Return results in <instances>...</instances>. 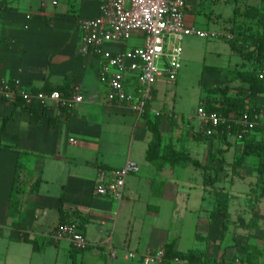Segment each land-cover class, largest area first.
Returning a JSON list of instances; mask_svg holds the SVG:
<instances>
[{
  "label": "crops",
  "instance_id": "obj_1",
  "mask_svg": "<svg viewBox=\"0 0 264 264\" xmlns=\"http://www.w3.org/2000/svg\"><path fill=\"white\" fill-rule=\"evenodd\" d=\"M101 1L0 0V82L20 79L26 89L67 90L66 95L78 89L84 98L72 110L47 107L34 113L21 100L10 102L0 97V264H145L143 255L165 248L172 240L178 252L203 251L205 263L231 264L236 257H246L249 248L257 264H264V196L256 210L250 208L252 196H230V218L212 219L216 196H171L172 173L182 166L158 169L147 160L152 135L146 118L138 119L130 107L111 99L109 82L99 75V57L81 52V23L98 16ZM192 1L204 4L208 0H188L186 21L196 26L198 13L193 12ZM218 1L234 3V13L225 20L213 18L215 23L222 22V28L230 31L241 27L249 41L264 34V0ZM132 38L143 45L142 36ZM130 40L107 49H133L128 48ZM229 46L231 58L242 60L241 71L251 70L254 62ZM217 48L212 47V55H220ZM206 69L218 72L224 68ZM165 81L160 79L155 85L150 107L156 111L171 110L156 106L158 83ZM242 87L249 94V106L264 100V94L253 95L246 85ZM231 92L235 94L232 87ZM166 124L162 119L165 142ZM125 126L139 146L112 152L107 137L121 136ZM231 144L227 158H237L241 151ZM209 145L210 157L219 146L214 139ZM128 161L136 163L140 171L126 179L124 198L118 202L98 196L95 190L101 172L122 168ZM257 163V158L250 157L234 172L240 178L250 173L258 181ZM198 175L204 185V176ZM142 189L146 196L140 193ZM234 199L242 204L241 227L235 231L237 236L232 235L234 244L221 248L219 230L234 222ZM63 220L80 225L90 243L86 250L75 251L68 241L51 238ZM109 245L117 251L114 257L108 253ZM129 253L137 256L129 258Z\"/></svg>",
  "mask_w": 264,
  "mask_h": 264
},
{
  "label": "built area",
  "instance_id": "obj_2",
  "mask_svg": "<svg viewBox=\"0 0 264 264\" xmlns=\"http://www.w3.org/2000/svg\"><path fill=\"white\" fill-rule=\"evenodd\" d=\"M188 0H102L99 14L81 23L82 47L84 55L93 54L100 59V78L108 81L111 99L118 104L130 107L138 117L144 119L149 109L151 114L159 112L149 107L154 100L155 85L160 79L175 82L182 69L183 41L190 36L204 39H235L231 32L208 31L189 25L185 10ZM30 18V16H28ZM135 34L143 37V45L129 50L113 51L107 49L111 44L130 40ZM264 80V70L259 72ZM0 97L10 102L21 100L25 105L54 107L58 110L75 109L84 98L75 90L70 95L61 91H32L26 89L20 79L13 82H0ZM189 119L209 128L212 135L221 125L231 120L223 114L210 112L205 107L197 109ZM252 125L250 121L243 123ZM71 142H74L71 139ZM140 171V167L128 161L124 167L102 171L96 194L110 196L116 201L124 198L126 179ZM2 227L0 226V232ZM55 242L68 241L75 251H84L89 246L82 228L77 223L59 225L51 234ZM111 257L117 254L112 245L107 247ZM129 253V258H135ZM145 264H205L191 263L181 258L166 259L165 250L148 252L142 256ZM231 264H244L236 257Z\"/></svg>",
  "mask_w": 264,
  "mask_h": 264
},
{
  "label": "rangeland",
  "instance_id": "obj_3",
  "mask_svg": "<svg viewBox=\"0 0 264 264\" xmlns=\"http://www.w3.org/2000/svg\"><path fill=\"white\" fill-rule=\"evenodd\" d=\"M191 5L194 6L193 12L198 13V21L196 24L198 29L231 32L230 29L222 28V22L215 23L214 19L216 17L222 16L223 20H225L233 16L234 3L208 0V2L204 4H202L201 1H197L195 3L192 1ZM211 40L212 39H202L197 36H192L187 37L183 41V65L178 79L175 82L165 81L158 83L160 91L156 106L161 108L166 107L171 110H159V113L154 116L162 117V119L166 120L167 122L164 129L167 144H171L180 150L188 152L191 156L193 155L195 157H199L202 161L206 160L208 162H210L209 154L211 152L209 139L197 140L194 138V134L200 132L208 135L207 132L209 128L203 125L200 127V125L195 120L189 119V117L194 115L198 108L202 106L206 107L207 102H219L220 95L216 91L217 87L231 84L235 94L245 90L242 87V81L238 79L234 80V78L237 76V73L243 70L241 65L242 60L240 61L237 59V62V60H234V57L231 58L230 54L228 53L230 46L227 40ZM128 44V48L141 45L139 43L138 45L134 38H132ZM215 46H219L217 49L220 52V55L211 54L212 47ZM243 46L246 48V50H250L253 48V43L252 41H249ZM206 66H214L219 68L222 67L224 69L218 72H212L208 69L205 70ZM250 68L253 70L255 68V64L251 65ZM250 104V106L247 104V109L251 111L250 118L248 119H250L249 121L252 123V125L245 126L243 121L234 120V124L237 125L238 130L230 137L233 145H237L240 151L242 150L243 144L247 137L264 141V100L262 99L261 102L253 101ZM122 129L123 133L121 136L107 137V146L112 152L113 150L125 152L128 149L130 150L133 145L135 148H138L139 146L136 139L132 137V134L128 136L129 128L125 126ZM116 141L119 143L117 144ZM206 144L209 146L205 147ZM197 151L199 154H197ZM220 158L225 159V164H219L217 168V170L221 172L222 178L220 182H218L213 188L205 187L203 182L201 183V179L198 174L201 173V176H204V171H195V169L192 167H188L187 169L179 167L175 170V172L172 173V176H175V180L174 178L171 179V196H215L217 189H223L228 192L230 196L234 197L244 195L252 196L254 198V200H252L255 201V203L252 201L250 208L252 207L253 210H256L259 199L264 194V187L259 184L257 177L250 173L246 175L247 177L242 176L243 178H240L238 175H236V172H234L233 163H231L236 160V156H229V158H227L226 153H224L223 156L220 155ZM227 159L230 161V163L227 162ZM238 174H241V172ZM184 177H186L187 181L184 180ZM242 179H245V182H243ZM184 181L187 182L186 186ZM140 193H142V196H146L145 190L142 189ZM241 205L242 204L239 200L234 199L232 205L234 222L224 226V228H220L219 230L218 243L220 244L221 248H225L228 245L231 246L232 243L234 244L232 235H236L235 231L241 227V215L239 214V212L242 210ZM71 222L77 223L76 221ZM199 235L200 234H198L197 237H199ZM236 238L235 241H237ZM163 249L164 248L157 250ZM192 251H197L201 255L203 254V251L200 249ZM242 258L244 259V257ZM244 264H247L245 259Z\"/></svg>",
  "mask_w": 264,
  "mask_h": 264
},
{
  "label": "trees",
  "instance_id": "obj_4",
  "mask_svg": "<svg viewBox=\"0 0 264 264\" xmlns=\"http://www.w3.org/2000/svg\"><path fill=\"white\" fill-rule=\"evenodd\" d=\"M235 39L228 41L233 51L238 53L242 58L253 61L255 68L253 70L239 71L236 78L246 85L253 95L264 94V80L259 78V72L264 70V34L256 37L252 41L253 48L246 50L243 46L248 40L246 31L238 28H231ZM46 92H52L54 90L44 89ZM36 92L42 91L36 89ZM63 91V90H59ZM216 91L220 95L218 103L207 102L205 107L210 112H217L223 114L231 121L227 124L221 125L217 128L214 134L206 135L203 133L194 134V138L200 139H214L217 141L219 149L213 152L209 157L208 164H202L200 161L194 159L188 152L180 149H176L175 146L167 144L163 138L161 132L162 117H152L148 109L145 118L147 121L148 131L152 135V140L147 150V160L157 166L158 169H162L166 165L172 167L182 166L188 167L193 166L197 170L205 172L204 175V186L214 187L222 178V174L217 170L219 164L224 165L225 159L220 158V155H224L231 147L230 137L235 134L238 130L237 125L234 124V120L249 121L251 111L247 109V100L249 94L246 90H242L237 94L231 92V84L226 86H220L216 88ZM65 94H69V91L64 90ZM32 112L45 111L46 109L40 105L27 106ZM150 108V105L149 107ZM248 119V120H247ZM1 134H0V145H1ZM250 157L258 159L257 163V174L258 182L264 187V141L257 140L255 138L247 137L240 154L237 155L236 160L233 163L234 169H239L244 166L246 160ZM215 208L211 213L212 219H222L227 221L230 218L229 205L230 195L223 189H217L215 192ZM264 196V194L262 195ZM63 203V198L61 199ZM64 220L61 224H65ZM73 223V222H70ZM176 241L172 240L169 242L164 250L166 252V259L172 260L174 258H181L191 263H203V257L197 251H191L188 254L181 253L175 250ZM247 264H257V258L251 249L246 248V257H244ZM244 259L242 258L243 262ZM211 261L204 262L209 264Z\"/></svg>",
  "mask_w": 264,
  "mask_h": 264
}]
</instances>
